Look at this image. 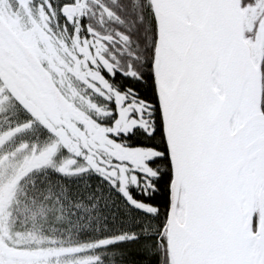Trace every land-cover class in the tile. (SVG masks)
<instances>
[{
  "label": "snow or ice",
  "instance_id": "1",
  "mask_svg": "<svg viewBox=\"0 0 264 264\" xmlns=\"http://www.w3.org/2000/svg\"><path fill=\"white\" fill-rule=\"evenodd\" d=\"M0 264H264V0H0Z\"/></svg>",
  "mask_w": 264,
  "mask_h": 264
}]
</instances>
